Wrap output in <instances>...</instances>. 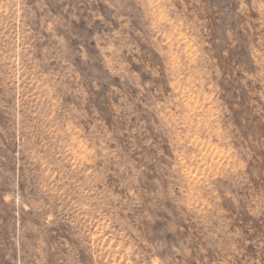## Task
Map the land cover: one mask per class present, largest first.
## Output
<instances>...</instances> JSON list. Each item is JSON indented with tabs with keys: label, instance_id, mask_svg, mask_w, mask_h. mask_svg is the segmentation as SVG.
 <instances>
[{
	"label": "rangeland",
	"instance_id": "rangeland-1",
	"mask_svg": "<svg viewBox=\"0 0 264 264\" xmlns=\"http://www.w3.org/2000/svg\"><path fill=\"white\" fill-rule=\"evenodd\" d=\"M0 264H264V0H0Z\"/></svg>",
	"mask_w": 264,
	"mask_h": 264
}]
</instances>
